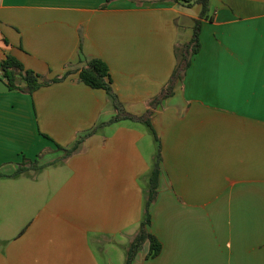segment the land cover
I'll return each instance as SVG.
<instances>
[{"label":"crops","instance_id":"obj_1","mask_svg":"<svg viewBox=\"0 0 264 264\" xmlns=\"http://www.w3.org/2000/svg\"><path fill=\"white\" fill-rule=\"evenodd\" d=\"M104 4L0 0V67L10 54L46 81L66 77L32 95L0 79V264H114L138 230L156 151L149 128L121 120L68 157L58 149L115 114L104 90L78 81L92 58L107 64L125 111H151L160 140L148 230L162 249L146 259L145 243L132 264H264V0H209L199 52L153 108L200 6ZM23 157L37 168L15 174Z\"/></svg>","mask_w":264,"mask_h":264},{"label":"trees","instance_id":"obj_2","mask_svg":"<svg viewBox=\"0 0 264 264\" xmlns=\"http://www.w3.org/2000/svg\"><path fill=\"white\" fill-rule=\"evenodd\" d=\"M113 0H105L106 4ZM185 4L186 6L198 5L200 6V12L198 18L194 19L193 32L190 40L184 44L175 45L174 54L176 58V65L169 78L167 84L161 89L160 93L149 101L150 108L156 107L164 99L170 97L173 94V89L178 82L184 79L187 69L191 64L192 57L197 54L201 48L200 44V31L202 20L208 19L207 13L209 8V0H174ZM65 76L55 77L49 81L43 79V76L31 69L25 68V66L14 56L7 54L1 62L0 67V79L3 81L9 91H16L28 95H32L36 90L41 87L48 86L53 83L62 81ZM78 81L92 89L104 90L113 101L114 116L109 121L100 124L94 130L86 134L75 142V144L65 149L58 146V149L64 151L65 157H68L77 152L83 142V140L94 133L98 128L106 125L114 124L121 120H131L135 122L144 123L149 130L153 133V137L156 143V151L152 162L151 171L147 177L144 200H143V214L139 223V227L128 247L126 248V256L124 264H132L137 253L143 248L145 243H148V252L146 259H153L159 255L162 249L161 242L150 233L149 226L151 224V207L155 203L158 196L159 180L161 174V146L160 140L157 137L151 122V111L147 110L142 115H133L125 111L122 103L119 101L117 95L113 92L111 87V78L109 75V68L107 64L100 58L90 59L79 71ZM37 168L36 161H31L28 158H24L19 163L15 174L26 171L27 169ZM4 176L0 173V178Z\"/></svg>","mask_w":264,"mask_h":264},{"label":"rangeland","instance_id":"obj_3","mask_svg":"<svg viewBox=\"0 0 264 264\" xmlns=\"http://www.w3.org/2000/svg\"><path fill=\"white\" fill-rule=\"evenodd\" d=\"M196 9L199 10V7L196 6ZM197 10H196V11H197ZM55 164L57 165V162L52 163L50 167L55 166ZM29 169H32V168H29ZM51 169H53V168H51ZM125 256H126V252H125V251H121V253H120V255H118V257H114V258H113V262H114V264H124ZM101 258L103 259V260H102L103 264H105V260H106V259H105V256H102ZM104 259H105V260H104Z\"/></svg>","mask_w":264,"mask_h":264}]
</instances>
